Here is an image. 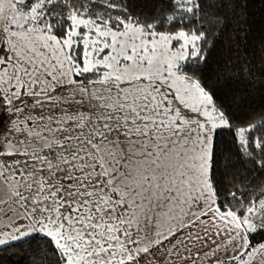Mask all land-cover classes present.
Segmentation results:
<instances>
[{"label":"snow or ice","instance_id":"snow-or-ice-1","mask_svg":"<svg viewBox=\"0 0 264 264\" xmlns=\"http://www.w3.org/2000/svg\"><path fill=\"white\" fill-rule=\"evenodd\" d=\"M248 7L0 0V251L264 264V40L241 51Z\"/></svg>","mask_w":264,"mask_h":264},{"label":"trees","instance_id":"trees-1","mask_svg":"<svg viewBox=\"0 0 264 264\" xmlns=\"http://www.w3.org/2000/svg\"><path fill=\"white\" fill-rule=\"evenodd\" d=\"M248 24L250 32L247 44H241V51H247L250 55L256 51L260 41L264 40V0H249ZM221 45L212 53L211 63H215ZM19 246L10 247L7 251H0V264H27V256L24 249L27 245L17 242Z\"/></svg>","mask_w":264,"mask_h":264}]
</instances>
